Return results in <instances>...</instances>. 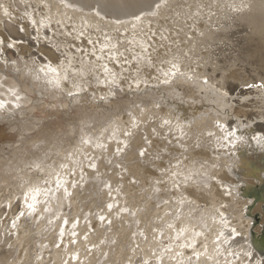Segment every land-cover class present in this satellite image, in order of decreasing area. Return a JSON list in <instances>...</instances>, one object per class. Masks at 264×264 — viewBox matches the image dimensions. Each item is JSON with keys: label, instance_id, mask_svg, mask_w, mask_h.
Instances as JSON below:
<instances>
[{"label": "bare ground", "instance_id": "6f19581e", "mask_svg": "<svg viewBox=\"0 0 264 264\" xmlns=\"http://www.w3.org/2000/svg\"><path fill=\"white\" fill-rule=\"evenodd\" d=\"M181 1L44 0L41 4V0H27V3H25V0H0V4L3 5L0 8L2 9L0 11V52H2V55L4 54L5 57L14 56L8 51L7 45H11L14 51H18L14 53L17 57L23 51H27L28 48L27 46H18L14 42L26 41L29 36L38 35L42 38L36 39L35 43H38V47L36 53L31 55L40 53L45 57L39 59L37 57L38 62L33 60L24 69H20L15 64L13 68L15 73H8V76L6 70L10 71L11 69L0 66V102L4 103V107L0 108V116L20 105L19 108H15L16 111H13L10 118L9 116L7 119L2 117L0 123L6 124L7 127L9 126L10 129L15 131L16 142L20 143L17 149L26 155L20 166L25 170L20 171L23 175L19 180L28 182V187L20 193L22 197L17 202L6 203L9 204L8 210L2 208V206L0 207V242L3 241V246H0V264H19L20 260H22L20 264H43L39 263L37 258L46 256L42 252L44 247L37 248V242L26 251L22 259L20 254L19 256L16 254L17 257L13 255L15 248H17L16 245L19 243L17 241L24 237L23 232H32L39 220V228L42 227L39 234L46 235V239L41 243L51 242L48 246L50 250L47 253H50L53 258L55 255L56 258L60 256L63 258L57 264H62L65 261H67L66 264H98L101 259L103 261L104 254H106V260L110 264L115 260L114 255L116 257L125 255L126 259L122 264H126L129 261L128 257L131 256L130 251L134 250L133 246L136 244L133 245L132 240H137L136 238L134 240V236H132L135 232L133 229L128 230L123 225H117L121 223L120 211L125 208L124 199L122 198L124 190H121L120 193L116 192L117 187L112 194L116 198H113L110 194L108 197L107 189L104 193L99 192L98 183L100 179H103L101 175L104 172L100 176L99 173L107 159L115 161L116 164L119 162L126 169L129 177L133 176L142 180L147 179L145 177L151 178L150 191L156 192L155 189L161 187V184L157 185L153 179L163 180V178H167L166 197H170L169 200L172 199L171 205L173 204L175 210L166 217L164 227L148 239L149 243L153 238L158 239L161 231L164 233L161 238H166V251L165 249L164 251H158L159 253L153 256L155 259L154 264L158 262H161V264H264V260L260 258V256H264V121L256 123L258 120H263L259 111L264 109V87L258 89L254 86L260 81L261 85H264V71L261 73L256 71V74L247 78L235 76L228 79L227 75H217L215 69H209L205 65L199 66L200 61H197V63L188 62L189 58L187 57V59L179 53L184 45L187 47L194 43L195 45H207L214 43L216 40L218 41L225 34L223 32H226V29L234 24L235 19L252 28L256 32L255 34L264 36V0H237L234 7H230V5L228 9L225 6L222 8L223 10L220 8V11L214 15L211 13L203 14L202 11H199L200 14L192 15L194 17L189 22L186 20L189 18L188 15L191 14L181 16L176 14V16L169 18L172 21L168 22V25L166 23V34H156L159 39L153 37L149 39L152 33L151 30L158 23L159 17H162L165 13L167 16L169 9L178 5ZM4 4L8 6L11 4L13 7L16 5L22 6L25 13H28L26 14L28 17L24 18L21 15L9 12L7 5ZM157 4L162 6L157 8ZM233 9H236V12ZM40 10L44 13L38 12ZM89 11H92V14H85ZM176 11L179 12V10ZM11 15H13L12 18H10ZM136 17H140V19H136ZM103 19L109 20L103 21ZM41 21L44 22V26H41ZM73 23L85 28L80 31V26H67L69 24L72 26ZM220 23L224 25L220 27L221 29L218 28V26H221ZM87 24H92V26L87 28ZM187 25L189 27H186ZM173 26L180 30L176 31L172 28ZM214 26H217L216 28L219 31L211 30ZM19 29H23L24 32L20 34ZM71 29L75 30L74 33H76L70 34ZM189 29H194L197 32L204 31V33L201 36L197 32L190 33ZM48 30H54L55 35L51 36ZM85 31H87L86 34ZM81 32L85 38L87 37L86 40L81 39L79 36ZM60 33L64 36V38H61L64 42L55 37ZM176 34L184 35H182V39H178L176 42L174 38L176 39L179 36L171 38ZM188 34L192 35L190 39L186 38ZM49 35L51 36L49 43L53 44V47L51 46L53 49L48 48V45L46 46L43 43V39L48 40ZM164 36L166 37L162 39L161 37ZM198 36H201V38ZM52 39L59 41L58 44H60L56 45ZM89 40H92L93 44L90 45ZM40 41H42V44ZM181 41L186 42V44L182 43V45L176 46ZM35 43L32 45L28 43V47L36 48ZM168 43H172V45H167ZM105 44L108 45L109 49L101 51L102 46ZM112 45L116 47L113 48ZM161 47H163L162 52H166V58L170 60L167 62L168 65L166 64V70L160 72L171 73L174 71L172 63H178L180 72L176 75L169 74L162 80L158 78V80L155 79L156 81L142 80L141 78L145 76L143 67L145 65L150 67L153 64L154 57L158 56ZM81 48L83 50L78 51ZM121 49H124V52H120ZM93 52L95 55H92ZM121 53L127 57L125 61L128 64L132 62L131 60H134L135 63L133 64L138 69L137 72L131 73L134 77L129 78V80H133L132 86L127 80L123 84L125 88L121 87L122 80L120 79V76L124 75L123 68L125 67L128 73L133 67L130 64V66L121 65L124 61L121 58ZM173 54H178V57ZM96 56H100L101 59L97 60ZM173 56L175 60H172ZM69 59H71V65L68 63ZM4 60L7 62L6 59ZM49 64L53 68H57L61 75L66 70L70 80L65 82L66 80L62 79L59 87L50 83L49 81L54 80L55 77L53 74L45 75ZM196 65L199 67H196ZM104 66L109 69V74L104 73ZM41 68H44L45 72H41ZM112 74H115L116 82L108 83L107 81L112 79ZM82 76H85L86 79L90 78V83L106 86V88L100 86L89 89L90 93H94L93 99H97L96 102L91 101L92 99L90 100L89 96L92 95L88 94L80 97L78 95H67L84 89L83 86L87 84L84 83L85 79H81ZM101 79H103V83H101ZM165 79L169 83H159ZM205 80H207V84L203 83ZM137 81H141L138 89L135 87ZM148 83L150 87L148 85V87L143 86V84ZM250 84L253 88L249 89L248 93H244L243 88L238 92L236 91L238 86L243 87ZM221 91L225 93L223 94ZM231 94H235L233 99L228 98V95ZM245 94L256 95L257 100L244 99L243 95ZM111 95L121 96L122 98L115 97V100L112 101L110 100ZM45 97H47L46 99L52 98L54 101L61 100L65 104L68 103L69 105L66 106H68L69 111L64 114L69 112V115L75 111L77 115L85 113L94 116L99 114L117 116L121 114L124 105L130 100L141 103L142 106L145 104L150 107L149 109L154 108L156 113L162 112L161 106L166 105L167 114L166 117H162L160 120L159 127L151 124L154 122L153 120V122L150 121L151 118L148 116L151 112L147 113L146 124H139L134 115L129 116L126 128L123 129V126L110 128V132H107L101 138L97 137L100 133L93 132L92 134L90 129L85 132L86 128L81 127L80 130L82 131L78 132L77 142L87 139L90 141L91 146L95 148H93L95 151L90 152L94 156H90V160L85 163L87 166L90 163H95V170L89 167L90 170L86 171L84 165H81L71 175L72 168L67 170L51 163L49 168L45 166L47 168L45 169L46 173L40 174V177L39 173L34 171V168L32 173L26 172L29 166L36 167L38 162L41 163V158L37 160V158L29 156L31 150L28 149L29 147H25L26 144L24 145L22 137L27 132L34 131L37 126L34 133L41 136L47 134V137L52 134L48 128L50 124H45L48 121L38 120L39 123L31 121L35 116V111H39L38 109L47 103L42 100ZM101 97H104L103 103L100 100ZM51 105L53 106L52 102L48 104L49 109L52 108ZM49 112L51 113V110ZM256 113L259 115H255ZM19 116L31 118L30 121L24 123L27 119H22ZM118 120L117 124H124L121 116ZM163 120L168 121V123H161ZM146 126L149 128L148 130L145 129ZM120 129L121 131H119ZM125 133H128V135H125ZM229 133H234V135L229 136ZM29 136L27 135V138ZM225 137L228 138L225 139ZM108 140L111 142H108ZM85 145L82 143L80 146L82 148ZM11 146L12 143L0 144V178L1 181L19 186L20 183L10 181L13 173H6L8 171L10 173L12 169L17 168L16 164L18 162L16 163L11 159L3 161L2 158L4 150L6 148L11 149ZM222 148H225V150H221ZM89 150H91L90 147ZM141 150H145L143 156L140 155ZM159 152H166L169 159L177 155L176 159L167 161L169 163L166 166V174H163L162 178L161 175H155L161 168V163L155 161L156 158H159ZM77 157L79 158V156ZM171 164L175 165L171 166ZM40 165L42 166V163ZM74 166H77V164ZM150 167H153L154 170ZM169 173L172 175H169ZM3 175L9 180H5ZM44 176H47V178L43 179L45 184L42 185L41 179ZM58 177L61 181V187L59 188L56 187ZM253 181H257V184ZM120 186H122L121 182ZM131 186V188H128L130 189L129 192L132 193L131 196L138 199V193L133 191L136 190V183ZM37 187L40 189L41 195L38 196L33 211L27 207L28 203H32L31 195L26 199L25 194L29 192V189ZM22 188H25V186ZM65 189H67V194ZM87 191L88 196L96 195L95 200L100 204L97 211L102 209V212L96 213L92 217L89 216L85 222H81L79 219L77 225L76 219L68 220L69 214L64 211L69 210L67 207H70L73 201L86 198ZM45 192L48 193L47 196L43 194ZM155 195L158 196L159 194ZM196 200L212 204L210 211L206 213L203 211L199 215L197 213L199 208L195 206L198 203ZM150 201L152 199H146L145 204L147 205L144 211L139 213L142 220L152 213V209L155 208L153 204L155 206L158 203H151ZM116 202L120 204L118 208L113 207L114 210L112 209L107 214V218L101 221L99 217L106 215L107 205L112 204L115 206L113 203ZM221 204H224V208L219 207ZM37 209H40V211L36 212ZM45 209H48V211H45ZM192 209L197 210L195 216H193ZM6 212L7 220L6 218L2 219V215ZM21 214L22 219H19V217L15 219ZM204 214L205 216H203ZM199 216L200 218H198ZM190 219H193V221ZM108 220L110 222L106 223ZM65 221L67 222L65 223ZM72 222L73 224H71ZM252 222H254L253 225H251ZM196 223L200 224L194 228ZM21 227L24 228L21 230ZM90 229H94L93 233L87 235ZM109 229L111 234H107L108 244L104 242L100 245L98 242L99 246L97 248L89 250L88 247L94 245V240L100 239L98 235H103L104 231ZM75 231H78L79 236H76V233L72 236ZM237 233L240 237L231 240L230 236L234 237ZM81 237L85 238L86 242ZM94 237L98 238L94 239ZM73 239H79V241L73 243ZM59 243H61L60 247L55 249L56 244ZM189 243H191V247H181V245ZM8 244L11 249H5ZM237 245H240V247L235 250L234 248ZM77 247L84 251L83 255H76ZM162 247L164 246H161V249ZM124 248H127V250ZM254 249L260 251L259 256L253 252ZM164 252L166 253V260L163 258ZM238 252H241L244 257L238 256ZM72 255L76 256V262H72ZM237 257H239V261L235 263L233 260ZM11 258L12 261L8 262ZM46 259H42V262L49 264L52 257ZM103 262H105V259Z\"/></svg>", "mask_w": 264, "mask_h": 264}, {"label": "rangeland", "instance_id": "374dc122", "mask_svg": "<svg viewBox=\"0 0 264 264\" xmlns=\"http://www.w3.org/2000/svg\"><path fill=\"white\" fill-rule=\"evenodd\" d=\"M26 1L27 0H25V3H27ZM43 1L44 0H41V4H43ZM182 1L180 3H178V5H175L174 7L170 8L169 9V14L167 16H166V13H165L162 17H159L158 23H156L154 25V28L151 30L152 33L153 32L155 33V36L153 38H157L158 37L156 34H162V33L166 34V23L168 25V22L172 21V19H169V18L176 16V14L180 15V16L181 15H186V14H191V15H188L189 16L188 19L186 18L187 19L186 21L189 22V20H191V18L193 19V17L195 15H199L200 14L199 11H202L203 14L211 13L212 15H214L215 13L220 11V8H221V10H223L222 8H224L226 6L229 9L230 5H231L230 7H232V6L234 7V4H235V2L237 0H182ZM15 4H17V3H15ZM4 5H7V4H4ZM1 7H3V5L0 4V8ZM7 9L9 10V12L15 13L17 15H21L24 18L28 17V15H26L28 13H25V10H23L22 6L16 5V6L13 7L10 4L9 6L7 5ZM1 10L2 9H0V11ZM176 10H179V12L177 13ZM173 11H174V13H173ZM233 11L236 12V9H233ZM38 12H41V10L38 11ZM41 13H44V12H41ZM85 14H92V11H89L88 13L86 12ZM173 14H175V15H173ZM192 15H194V16L192 17ZM12 17H13V15L10 16V18H12ZM17 19H20V18H17ZM108 20L109 19H103V21H108ZM237 21L238 20L235 19V21H233V23L235 25L233 24L229 28L226 27L228 29H226V32H223V34L225 33L223 35L224 37L221 36L219 38L220 40L218 39V41L216 40V41H214V43L212 42V44H207V45H205V44L195 45V43L189 45L188 47L186 45H184L183 48H181V51L179 53H181V56L184 55L183 57H185V58L188 57L189 58L188 62L190 61L191 63H197V61H200V63L198 64L199 66L205 65L209 69H211V68L215 69V70H217V75H220V74H224L225 76L227 75L226 77H228V79H231L232 77H235V76L239 77V78H247V77H250V76L256 74L255 73L256 71L261 73L262 71H264V36H261L262 34H260V35L259 34H255L256 32H254L252 30V28H250L249 26L243 25V23L241 21H238V22ZM22 22H24V21H22ZM223 23H220L219 25H221V26H218V28L223 27L224 25H226L225 23L223 25ZM237 23H238V25H237ZM74 25L75 26H80L77 23H75V24L73 23L72 26H71V24H69L67 26L68 27H73ZM87 25H86L87 28H90L89 26H92V24H90L88 26ZM186 27H189V26L187 25ZM216 27L217 26H214L213 28H211V30L219 31V29H217ZM80 28H81V26H80ZM80 28H79V30H80ZM84 28L85 27H82L80 31H83ZM172 28L175 29L176 31L180 30L179 28H176L174 26ZM71 30H70V34H75L76 33V32L74 33L75 30L74 31H73V29H71ZM48 31L50 32L51 36L55 35L54 30H48ZM94 31H96V30L94 29ZM23 32H24L23 29H19V33L20 34H22ZM86 32L87 31H85V34H86ZM189 32L193 33V32H197V31H194V29H189ZM152 33H151V36H152ZM181 33H184V32H181ZM203 33H204V31L197 32V34L201 35V36L203 35ZM50 35L48 36V40L43 39L44 40L43 43H45L46 46L48 45L47 46L48 48H52L53 47L52 46L53 44L51 45L49 43L50 42V37H51ZM182 35H184V34H180V35L176 34L174 36H171V38L172 37L174 38L175 36L176 37L179 36L176 39L174 38V41L177 42L178 39H182V37H183ZM201 36H198V37L201 38ZM40 37L42 38V36H38V35H33L32 36L31 35V36L28 37V39L26 41H22V40L15 41L14 43L16 45H18V46H27V48H28L27 51H23L17 57H16V55L14 53L18 52V51H14L13 46H11V45H7L8 49H9L8 51H9L10 54H12L14 56L5 57V55L4 54L2 55V52H0V55H1L0 56V66L2 65L4 68L8 67V68L11 69L10 71L6 70L7 71L6 72L7 76H8V73H15V70L13 69L15 64H16L17 67L19 66L20 69H24L25 66L31 64V62L33 60L38 62L37 60L39 58H45L40 53H38L37 55H31L33 53H36V49L38 47V43H35V41H36V39H39ZM55 37L57 39H59V41L64 42L61 39V38H64V36L61 33L57 34V36H55ZM165 37L166 36H164V38ZM191 37H192L191 34H188L186 36L187 39H190ZM86 38L84 37V35L81 37V39H84V40H86ZM97 38H100V37H97ZM157 39H159V38H157ZM52 40L55 42L56 45L60 44V43L58 44L59 41L57 42V40H54V39H52ZM28 43H30L31 45L33 43H35L36 44V48L35 47L33 48L31 46L28 47ZM40 43L42 44V41H40ZM182 43L186 44V42H184V41L182 42L181 41L180 43L178 42L176 44V46L182 45ZM169 44H170V46L172 45V43H168L167 45H169ZM72 45H70V47L73 50H75V48H73ZM153 46H155V45L153 44ZM107 48H105L104 50H106ZM159 49H160V52H159L158 56L154 57L155 59H154L153 64L150 67L148 65H145L143 67L145 76H143V74H142V76L144 78V79L141 78L142 80H148V81L155 80V79L156 80H158V79L162 80L163 78H165V76H166L165 73H163V72L161 73L160 71L166 70L165 69L166 68V64L168 65L167 62H169L168 60H170V59L166 58V52H162L163 47H161ZM80 50H83V49L81 48ZM121 51L124 52V49H121L120 52ZM173 55L174 56L177 55V57H178V54H173ZM174 56L172 57L173 58L172 60H175ZM37 57H38V59H37ZM179 57H180V55H179ZM9 58H11V59H9ZM121 58L124 59V61H122L121 65L127 66V65L130 64L133 67V69L128 71V73L126 72L125 67L123 68L124 69L123 70L124 75H121L120 79L122 80L121 87L123 86V88H125L124 87L125 85H123V84H125L127 80L129 81L130 86H132L133 80L130 79L131 80V82H130L129 78L134 77V75L131 74V73L132 72H134V73L137 72L138 69L136 68L137 66H135L133 64V63H135L134 60H131L132 64L131 63L128 64V62L125 61V59L127 58L126 56L122 55ZM185 58H184V60H185ZM4 59H6L7 62H5ZM198 65H196V67ZM94 68H96V67H94ZM148 75H149V77H148ZM81 79H85L84 83H86L87 85H84L83 86L84 89L81 90V91L72 92L73 95H76V96L78 95V97H80L81 95L83 96L85 94L92 95V96H89V99L90 100L92 99L91 101H95L96 102L97 99H93V97L95 96L94 93L93 92H92L93 94L90 93L89 89L91 90L94 87H100V86L106 88V86H104L102 84H97V83L95 84L93 82L90 83L91 79L90 78L86 79L85 76H82ZM69 80H70V78L67 79L65 82H67ZM165 80L160 81L159 83L166 84L164 82ZM254 80H256V79H254ZM100 81H103V79H101ZM109 81L110 80H108L107 82L111 83ZM138 82L141 83V81H138ZM144 85H146V86H144ZM147 85L149 86V83L148 84H143L144 87H148ZM254 86L259 89V87H261V81L256 83V85H254ZM135 87H136V89H138L139 86L136 85ZM140 88L142 89V87H140ZM252 88L253 87H252L251 84L248 85V86H243V87L240 85V86L237 87L236 91L238 92V90L242 89V91H244V93H246V92L248 93ZM141 89H140V91H141ZM236 91H235V93H236ZM222 92H223V94L225 93L224 91H221V93ZM62 93H63V91H62ZM80 93H82V94H80ZM67 95H69V93ZM234 95H232V94L228 95V98L231 97L233 99ZM115 97L122 98L121 96L111 95L110 96V100L114 101ZM46 98L47 97H45V99H42V100H44L47 103L45 105L41 106L38 109L39 111H35V116H34V118H32L31 121H36L38 123H39L38 120L44 121V122L48 121L45 124H48V123L50 124V125H48V128L51 130L50 133H52L51 134L52 136L50 135V137H47V134L45 136H41L38 133H34L36 131L37 127H38L37 126V127H35L34 131L27 132L26 135H24L22 137V139H24V141H23L24 145L26 144L25 147H29L28 149L31 150L29 152V156L35 157V158H37V160L41 158L40 162L42 163V166H43L42 167L40 165L41 163L38 162L37 165L42 167L41 169H40V167L36 168L37 165H36V167L35 166H33V167L29 166V168H27V169L28 170L30 169V170L28 171L26 169V172L32 173L33 172V168H34V171L38 172L39 175L40 174H45L46 173L45 169H47V168H45V166H48V168H49L51 166V163L54 166H57V167H61V165H66L67 164V167L65 169L68 170L69 168H72V171H70L71 175H73L74 174L73 171L75 169H77L78 166L80 167L81 165H84V169H86V171L90 170L89 166L85 165V163H86V161L88 162L90 160V158L94 156V155H92L93 153H90V152H92V150L95 151L94 150L95 148L92 147L90 143L86 144L85 147L83 146L81 148L80 145L83 143L84 140H82V142H77L78 132L82 131V130H80L81 127L82 128H86L84 130L85 132L90 129L92 134H93V132L100 133L99 135H97V137L101 138L102 136H105L107 132H110V130H109L110 128H114V127L120 128L121 126H123V129L126 128L127 121H129V116H133L134 115V117L137 118L139 124L140 123H145V120L147 119V117L150 116V118H151L150 121H152V120L154 121V122L152 121L153 123H151V122L150 123L152 125H157V127H159L160 126L159 125L160 120L162 119V117H166V114H167L166 113V105H162L161 106L162 107L161 110H163L162 112L160 111V113H156L154 111L155 110L154 108L149 109L150 107L145 105V104L142 106L141 103H137V102H134L133 100H130L126 105H124L123 111L121 112V114H118L117 116H113L111 114H108V115L107 114H105V115L104 114L103 115L99 114L97 116H94V115H88V114H85V113H83L82 115H77L75 113V111H73L72 113L70 112L71 115H69V112L67 114H64L65 112L69 111L68 110V106H66V105H69L68 103L65 104L61 100H57V101L55 100L54 101V99H52V98H48L49 100L46 99ZM238 98H241V97H238ZM243 98L244 99L246 98L247 100H250V101L257 100V96L256 95H251L250 96V95H246L245 94V95H243ZM103 99H104V97L100 98L102 103L104 102ZM238 100L240 101V99H238ZM50 102H52V104H53V106L51 105V107L53 109L52 108H50V109L48 108V104H50ZM45 106H46V108H45ZM17 107L19 108L20 105H18ZM17 107H15V108L17 109ZM15 108L13 110H11V111H8L3 116H0V119H2V117L3 118L6 117L5 119H7L8 116L10 118V116L13 113V111L15 110ZM157 108H159V107H157ZM46 109H47V111H46ZM48 109H49V111L51 110V113L48 111ZM61 109H63V110H61ZM148 112H151V113L147 116ZM259 112H261L260 115H262L263 120H258V121H256V123L257 122L262 123L264 121V109H261ZM255 115H259V114L256 113ZM120 116L123 118V120H122V123H124L123 125L120 124V123H118V124L116 123V122L119 121L118 119H119ZM27 117H29V115H27ZM27 117L26 116H25V118L22 117V119H27L24 123L30 121L31 117L29 119ZM163 122H164V120L161 123H163ZM71 128H72V130H71ZM145 129L148 130L149 128L146 126ZM84 131H83V133H84ZM119 131H121V129ZM27 135H30V136L27 138ZM1 141H3V142L1 143ZM108 142H111V141L108 140ZM117 142H119V141H117ZM5 143L6 144L12 143V146H11V149L6 148L4 150V152L2 154L3 161H5V159H6V161L8 159H11L12 161H14L16 163L18 162L16 164L17 168L12 169L10 171V173H9V171L6 172V173H8V174H12L13 173L12 177H10V181L16 182L18 184L20 183L19 186H15L17 184H15V185L9 184L7 181H1V178H0V202L3 201L0 204V207L2 206V208H6L8 210V205L9 204H6V203H9L11 201L17 202V200H19L20 197H22V195L20 196V193L23 191V189L25 190L26 187H28V182L25 181V180L24 181H22V180L20 181L19 180L20 177L23 175V174H21V172H23L25 170V169L23 170V168H21L20 166H21L22 160L24 158H26V155L17 149L20 146V143L16 142L15 131L10 129L9 126L7 127L6 124L0 123V144H5ZM89 147L91 148V150H89ZM82 149L83 150L85 149V150L83 151ZM79 150H80V152H79ZM221 150L224 151L225 148H222ZM144 152H145V150H144ZM79 153H82L84 156L82 154H79ZM77 154H79V155H77ZM80 155H82V156H80ZM158 155H159V158H156L155 161H159L161 163V168L157 171V173L155 175H161V178H162V175L166 174V166H168V163H169L167 161L168 160L171 161V160L176 159L177 155L175 157H172L171 159H169L166 156V152H159ZM73 156H74V158H73ZM77 156H79V158ZM73 161L76 162L77 166H74L76 164H74ZM78 163H79V165H78ZM174 165L175 164H171V166H174ZM150 168L152 170H154L153 167H150ZM167 171H169V170H167ZM121 174H123V175H121ZM100 175H101V177L103 176V179L102 180L100 179V181L98 183L99 184V186H98L99 187V192L104 193V192H106L108 190L107 195L109 197V194H110V196H112V194L115 192V189L117 187L118 188H117L116 192L120 193L121 190H124V195L122 194V198L124 199L123 204L125 205V208L128 209V211H126V212L125 211H120L121 223H118L117 225H123V227H125L128 230L129 229H133L135 232H134V234H132V236H134V240H135V238L137 240V241H133L132 240L133 245H134V243H136V244H135V246H133L134 250L130 251L131 256L128 257L129 261L126 264H154L155 263V259L153 258V256L156 253L158 254L160 251H164V249L166 251V248H165V246H166V238H161V236L164 235V233L161 231V233H160L161 235L159 236L158 239H154L153 238V239H151L150 243L148 242L149 241L148 239H150L151 236H153L156 232L161 230L162 227H164V225L166 223V217L170 213L172 214V212L175 210V207L172 206L173 204L171 205L172 199L169 200L170 197H168V196H167L168 198L166 197V191L165 190H166L167 178H163V180L162 179L161 180L153 179L154 182L157 185L161 184L160 185L161 187L159 189H155V191L157 193L154 192V191H150L151 178L145 177L147 179L142 180L140 178L138 179V178L133 177V176L129 177L128 172L126 171V169H124V167L121 164H119V162H118V164H116L115 161H113L111 159H107V162H105L101 172L99 173V176ZM169 175H172V174L169 173ZM40 177H41V175H40ZM3 178H5V175H3ZM46 178H47V176H44L41 179L42 180V182H41L42 185L45 184V181H43V179H46ZM5 180H9V179L5 178ZM128 180H130V181H128ZM120 182L122 183V186H120ZM253 182L255 184H257V181H253ZM134 183H136V190H133V191H134V193H138V199H136L135 197H132L131 196L132 193L129 192L130 189H128V188H131L132 187L131 185H133ZM105 184L106 185H110L111 187L110 188L106 187ZM22 185H24L25 188H22V187H24ZM141 185H142V187H141ZM120 187H121V189H120ZM162 189H164V190L162 191ZM220 190H222V189L220 188ZM81 194H83V192H81ZM155 194H159V195L157 196ZM118 195H121V194H118ZM95 196L94 195L88 196V191H87L86 192V198L81 199V200L79 199V200L73 201L72 202L73 206L71 205L70 207H67V208H69V210L66 209L67 212H66V210L64 211L65 213L69 214L67 219L69 220V219L75 218L76 219L75 222L78 225L79 219L81 220V222H85V220L88 219L89 216L92 217L96 213L97 214L101 213L102 209L97 211V209L99 208L100 204H98L96 202ZM155 196H157L158 198L155 197ZM112 197L116 198V196H112ZM148 198H149V200L152 199V201H150L151 203H153V202H156V203L158 202V203L155 204V206L153 204V207H155V208L152 209V211H151L152 213L146 219L142 220V217H140L139 213H142L144 211V209H145V207L147 205V204H145L146 203V199H148ZM173 199H174V197H173ZM165 201H166V203H165ZM196 201H198V200H196ZM118 203L119 202L113 203V204H115V206H113V207L117 209L118 206L120 205ZM121 204H122V202H121ZM104 205H106V204H104ZM195 206L196 207L198 206L199 210H198V208H197L198 211L192 209L191 211L193 213V216L196 215L195 211H197V213H199V215H201L203 211L205 213L209 212L210 211L209 209L212 206V204H209V202L198 201V203L195 204ZM219 207L224 208V204L219 205ZM114 208H112V209L114 210ZM70 209H71V211H70ZM39 211H40V209L39 210L37 209L36 212H39ZM111 211L107 210L106 215H103L105 217V219L107 218V214L109 212H111ZM140 211H142V212H140ZM186 212H187V210H186ZM6 216H7V212L2 215V219H5ZM203 216H205V214ZM18 217H19V219H22V214L18 215L15 219H17ZM82 218L84 219V221H82L83 220ZM198 218H200V216ZM6 220H7V218H6ZM133 220H135L136 222L133 221ZM168 220H170V219H168ZM190 220L193 221V219H190ZM28 221H30V219H28ZM73 222L71 224H73ZM109 222H110L109 220L106 221V223H109ZM253 223L254 222H252L251 225H253ZM196 224H194V226H195V227L193 226L194 228L198 227V224H200V223H196ZM39 225H40V220L38 221V224H36V227H38V229H36V227H34L32 232H25L26 234L23 232V236L24 237L21 240L17 241V243L18 242L19 243H18V245H16L17 248H15V253H13V255L16 256V254H17V256H19V254H20V258L22 259V257L26 253V251L31 246H33L34 243L37 242L36 243L37 244L36 245L37 248L42 246V247H44V249H46L45 251H44V249L42 251L46 256H44V258H43V256H39L37 258V260H39L38 262L45 264L46 262H42V261L44 259H46V258L49 259V258L52 257V259L49 261V264H57L63 258L61 256L56 258V255L53 258V256L50 255V253H47V251L50 250V247L48 248V246H49V243H51V242H43V243H41L43 240L46 239V235H40L39 234V230H40V228H42V227L39 228ZM77 225H75V226H77ZM24 227H21V230ZM75 228H77V227H75ZM93 230L94 229H90L89 232L87 233V235L92 234ZM52 231H53V229H52ZM74 233H76V236H79L78 231H75ZM104 233H106V234H104ZM104 233H103V235H101V234H100V236L98 235V237H100V239L98 237H94V239L95 238H98V239L94 240V245H92L91 247H88L89 250H94L95 248H97L99 246V244L102 245L104 242L105 243L108 242L107 234L108 233L111 234V230L110 229L106 230V231H104ZM72 236H74V235L72 234ZM104 236H106V237H104ZM239 237H240V235H239V233H237L234 237L230 236V239L231 240H235L236 238H239ZM104 238H106V239H104ZM81 239H85V238L81 237ZM36 240H38L39 242L36 241ZM72 241H71V243H72ZM74 241H75V243H77L76 241H79V239L78 240L75 239ZM83 241L86 242V239L83 240ZM22 242H23V245H22ZM27 242H29V243H27ZM32 242H33V244H32ZM98 242H99V244H98ZM112 243H114V242H112ZM95 244H97V245H95ZM60 245H61V243L56 244L55 249L56 248L58 249L60 247ZM86 245H87V243H86ZM0 246L1 247L3 246V241L0 242ZM161 246H164V247H162V249H161ZM8 247H10V248H8ZM26 247H28V248H26ZM239 247H240V245H237V246H235L234 249L236 250ZM18 248H19V250H18ZM47 248H48V250H47ZM5 249H11V246L8 244V246L5 247ZM124 249L127 250V248H124ZM89 250H87V251H89ZM126 250H123V251H126ZM253 252H255L259 256L260 251H257L256 249H254ZM83 254H84V251L81 250V248L77 247L76 255H83ZM165 254L166 253L164 252L163 258L166 257ZM238 254H239L238 256H242L243 255L241 252H238ZM73 256L74 255H72V257ZM105 256H106V254H104V256L102 257L103 261L105 259V262H103L102 259H101V262L99 261L98 264H110V263L107 262V260H106L107 257H105ZM68 257H69V255H68ZM242 257H244V256H242ZM260 258L262 260H264V256H260ZM76 259L73 260L72 262H76L77 261ZM114 259L115 260L112 262V264H122L123 262H125L126 258H125V255L124 256H118V257H116V255H114ZM165 260H166V258H165ZM11 261H12V258L9 259L8 262H11ZM233 261H235V263H236L237 261H239V257L235 258ZM66 262L67 261H65L62 264H66ZM20 263H22V260L19 261V264ZM156 264H161V262H158Z\"/></svg>", "mask_w": 264, "mask_h": 264}, {"label": "snow or ice", "instance_id": "6c2138e0", "mask_svg": "<svg viewBox=\"0 0 264 264\" xmlns=\"http://www.w3.org/2000/svg\"><path fill=\"white\" fill-rule=\"evenodd\" d=\"M161 6H162V5H160V4H157V5H156L157 8H159V7H161ZM136 19H140V17H136ZM33 23H35V21H33ZM41 26H44V22H43V21H41ZM79 35L82 37L84 34L81 32ZM154 36H155V33L153 32V33H152V36L149 37V39H151V38L154 37ZM161 38L163 39L164 37H161ZM88 43L91 45V44H93V41H92V40H89ZM107 47H108L107 44L103 45L102 48H101V51H103V50H104L105 48H107ZM112 47L115 48L116 46H115V45H112ZM145 50H146V49H145ZM78 51H82V50H79V49H78ZM92 55H95V53L93 52ZM120 55H123V53H121ZM96 59H97V60H100L101 57H100V56H96ZM134 59H135V57H134ZM68 63H69V65H71V59H69ZM172 69H173L174 71H172L171 73H165V75H166V76L169 75V74H171V75H176L177 73L180 72V68H179V66H178V63H172ZM40 71H41V72H45V69H44V68H41ZM104 73H105V74H109V69L107 68V66H104ZM48 74H53V76L55 77L54 80H51V81H49V82L52 83V84H54V86H56V87H59V85H60V81H61L62 79H63V80H67V79H68V75H67V71H66V70H65V73H64L63 75H61L60 71H59L57 68H53L50 64L47 65V71L45 72V75H48ZM103 82H104V81H101V83H103ZM109 82H111V83H115V82H116L115 74H112V79H111ZM164 82L167 83L168 81L165 80ZM203 83L207 84V80L203 81ZM138 84H139V82L137 81V86H138ZM261 87H264V85H261ZM69 95H73V93H69ZM17 99H19V97H17ZM3 107H4V103H3V102H0V108H3ZM164 123L167 124L168 121H164ZM125 135H128V133H125ZM228 135L231 136V135H234V133H229ZM227 138H228V137H225V139H227ZM83 143H84V144H89L90 141L87 140V139H85V140L83 141ZM97 146H100V145H97ZM140 155H141V156L144 155V150H141ZM37 167H40V166L37 165ZM61 167L66 168L67 165H61ZM89 167H91L92 169L95 170L96 165H95V163H90V164H89ZM173 175H175V173H173ZM105 186H106V187H109V188L111 187L110 185H105ZM56 187H57V188L61 187V181H60V178H59V177L57 178V181H56ZM49 191H50V190H49ZM65 192H66V194H67V189H65ZM43 194H44L45 196L48 195L47 192H45V193H43ZM29 195H31L32 203H28L27 207H28V209L34 211V209H35V204H36V202H37V198H38L39 195H41V191H40V189H39L38 187H37V188L29 189V192L25 194L26 199L28 198ZM165 203H166V201H165ZM107 208H108L109 211H111L112 208H113V205H112V204H108V205H107ZM45 211H48V209H45ZM121 211H125V212H126V211H128V209H127V208H124V209H121ZM99 219H100L101 221H103V220L105 219V217L101 215V216L99 217ZM66 222H67V221H65V223H66ZM169 227H171V225H169ZM73 235H75V233H73ZM197 235H198V234H197ZM73 243H75V241H73ZM185 246H187V247H191L192 245H191V243H189V244H187V245H181V247H185ZM72 259L75 260V259H76V256L74 255V256L72 257Z\"/></svg>", "mask_w": 264, "mask_h": 264}]
</instances>
